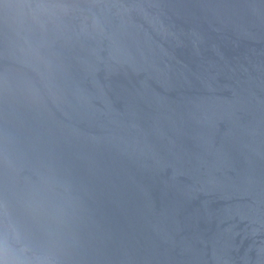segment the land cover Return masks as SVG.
<instances>
[{
	"label": "water",
	"instance_id": "water-1",
	"mask_svg": "<svg viewBox=\"0 0 264 264\" xmlns=\"http://www.w3.org/2000/svg\"><path fill=\"white\" fill-rule=\"evenodd\" d=\"M0 260L264 264V0H0Z\"/></svg>",
	"mask_w": 264,
	"mask_h": 264
},
{
	"label": "clouds",
	"instance_id": "clouds-1",
	"mask_svg": "<svg viewBox=\"0 0 264 264\" xmlns=\"http://www.w3.org/2000/svg\"><path fill=\"white\" fill-rule=\"evenodd\" d=\"M0 264H5V262L3 260H0Z\"/></svg>",
	"mask_w": 264,
	"mask_h": 264
}]
</instances>
